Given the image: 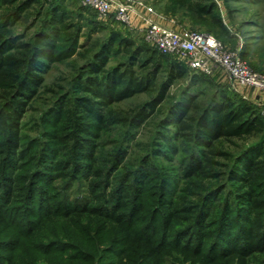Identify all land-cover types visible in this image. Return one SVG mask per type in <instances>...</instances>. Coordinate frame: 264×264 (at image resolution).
<instances>
[{"label":"trees","instance_id":"1","mask_svg":"<svg viewBox=\"0 0 264 264\" xmlns=\"http://www.w3.org/2000/svg\"><path fill=\"white\" fill-rule=\"evenodd\" d=\"M146 1L178 29L236 41L238 0H221L228 23L216 0ZM94 16L74 0H0V264H264V108L228 87L191 92L213 85L202 73L171 102L186 67L117 31L97 36ZM259 38L239 54L264 73ZM59 64L67 88L28 137V107ZM147 128L149 149L134 152ZM76 181L72 201L62 191Z\"/></svg>","mask_w":264,"mask_h":264},{"label":"rangeland","instance_id":"2","mask_svg":"<svg viewBox=\"0 0 264 264\" xmlns=\"http://www.w3.org/2000/svg\"><path fill=\"white\" fill-rule=\"evenodd\" d=\"M122 1H124L127 4H130V2L128 0H122ZM139 1L141 3L147 5V6H151L149 1H146V0H139ZM74 2H75V6L80 5V6L84 7L87 11L89 10L90 12L94 13L95 20L97 22H99L103 28L102 34H99L97 36L105 37V36H107L108 31L114 30V31H117L120 34H122V36L132 38L136 42H144L147 44L148 47H150V48H152V49H154L160 53V51L155 47V45L147 38L145 27H141V28L133 27L131 21H130V24L121 23L117 20L114 13H109L106 15H99L97 12L92 10L90 7L83 5L80 0H74ZM220 4L222 7L221 11L225 12L227 5L222 3V2H220ZM129 6L135 8V6H137V5H134V4L131 5L130 4ZM229 6L239 7L238 1L230 2ZM84 17L89 18L87 14H85ZM130 17H131V15H130ZM227 23H228V21H227ZM234 23L237 25L240 24L239 13L234 15ZM84 32L86 33L87 31L85 30ZM232 32L235 35V38H236L235 42L236 43L234 42L233 45L227 44V43L226 44L223 43V44L226 47V49H228V50H238L239 49L238 39L240 37L243 38V36H244L243 29L240 30L238 28V26H236V29L233 30ZM169 56H172L177 61L181 62L187 69L185 71L186 73H185L184 78L181 79L180 81H178L177 84L171 90V97L173 98L171 102H173V101L179 100L181 98L180 95L183 93V91L190 84V78L195 72H193L189 69V67L187 65V60L183 55L176 53V54H169ZM223 73L225 75L224 74L221 76L220 75L218 76L217 74H216V76L207 75L208 80L213 82V85L209 86V88L204 87V85H202V84L194 85L195 87L192 86L190 89L191 92H198V91H205L206 92V91H211V90L215 91V88L217 90L221 91L222 89L226 90L225 89L226 87L233 90L236 86H238V84L236 82H234V81L232 82V79H229V77L226 75L225 72H223ZM225 76H227V77H225ZM68 77H69V68L66 67L65 65H60V64L54 66V68L45 76V83H44L42 90L39 92L37 98L34 101H32V103L28 107L29 110H28L26 119L24 120V123H23L26 136L34 137L37 134V132L35 130H36V124H38L37 123L38 119H40L42 117L43 112H45V110H47L50 106H53L52 104L55 102L54 101L55 98H58L59 97L58 95H60L62 92H64V89L67 88ZM218 84L221 86V88L217 87ZM244 88H245V90H247V89H250L252 87L244 86ZM62 94H64V93H62ZM145 99H146L145 95H139L133 99H129V100L122 102L119 106L122 108H128V107L133 106L137 103L143 102ZM234 99H235V97H234ZM259 107H261V106H259ZM115 133H113L111 131L107 132L105 137L100 141L99 149H98V151H99L98 156H99V158H101L100 160L106 159L108 157V155L113 152V150H114L113 142H114L115 137H116ZM151 134H152L151 128L141 130L140 132H138L136 134L135 139L130 143L133 145V148L136 146L134 149V152L140 153L141 150L147 149V147L149 145V138L152 136ZM148 149H149V147H148ZM181 149H183V147ZM184 154L185 153L180 152L177 155H170L172 162L166 161L162 158H159L158 163L159 164H165V166H169V165H175L176 166L180 163L181 159L184 158ZM63 182H66V181L64 179H60L59 181H56L55 184H59V186H62ZM83 191H84L83 183H81V181H76L74 184H73V182H71L69 184V186L66 189H64V191H62V195L66 196L68 198H71V200L74 201V200H77L76 198L81 199V197L83 196Z\"/></svg>","mask_w":264,"mask_h":264},{"label":"built area","instance_id":"3","mask_svg":"<svg viewBox=\"0 0 264 264\" xmlns=\"http://www.w3.org/2000/svg\"><path fill=\"white\" fill-rule=\"evenodd\" d=\"M99 15L114 13L121 23L130 24V15L136 9L146 26V36L163 54H181L187 60L189 69L195 73L213 75L220 68L240 86H249L264 94V73L252 70L241 58L238 50H228L224 44L210 34L189 30L172 29L149 19L146 14L158 15L151 6L139 0H80ZM137 13V12H136ZM160 15V14H159ZM264 113V110L262 111Z\"/></svg>","mask_w":264,"mask_h":264},{"label":"crops","instance_id":"4","mask_svg":"<svg viewBox=\"0 0 264 264\" xmlns=\"http://www.w3.org/2000/svg\"><path fill=\"white\" fill-rule=\"evenodd\" d=\"M216 1L220 9L221 16L223 17L225 23H227L228 19L226 18L227 17L226 11L225 12L221 11L222 7L220 2L222 1L221 0H216ZM238 5H239V22L241 24L240 30L243 29V33H244L243 38L240 37L238 39V45H239L238 51L240 53L244 39L248 40V38L261 37V35L264 34V26L260 25L261 23H264V0H238ZM139 12L142 13L143 11L141 9H136L135 12L131 13V17H130L131 18L130 21L133 27L136 28L137 27L141 28L146 26L143 18L139 15ZM144 15L158 24H161L168 28L178 29L172 20H169L162 15L159 14L152 15L147 13L146 14L144 13ZM259 39L260 41L257 45H255V47L259 45L261 46L264 45V38H259ZM216 74L218 76L219 75L221 76L224 73L220 68H218L213 73V76H216ZM229 79H231V77H229ZM234 90L237 91L239 94H241V96L245 100H248L251 103L256 104L258 106L264 107V94L260 90L255 88H250L245 90L244 86H240V85L236 86Z\"/></svg>","mask_w":264,"mask_h":264}]
</instances>
